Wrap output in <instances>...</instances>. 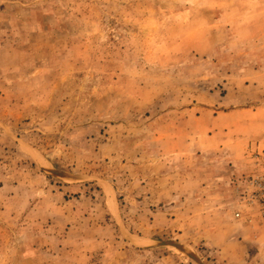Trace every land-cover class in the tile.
<instances>
[{
  "label": "rangeland",
  "instance_id": "rangeland-1",
  "mask_svg": "<svg viewBox=\"0 0 264 264\" xmlns=\"http://www.w3.org/2000/svg\"><path fill=\"white\" fill-rule=\"evenodd\" d=\"M263 154L264 0H0V264H264Z\"/></svg>",
  "mask_w": 264,
  "mask_h": 264
},
{
  "label": "built area",
  "instance_id": "built-area-1",
  "mask_svg": "<svg viewBox=\"0 0 264 264\" xmlns=\"http://www.w3.org/2000/svg\"><path fill=\"white\" fill-rule=\"evenodd\" d=\"M264 154L262 155V158ZM264 160V159H263ZM247 193H242L239 199V211L234 214V220L253 229L264 228V171L249 179Z\"/></svg>",
  "mask_w": 264,
  "mask_h": 264
}]
</instances>
